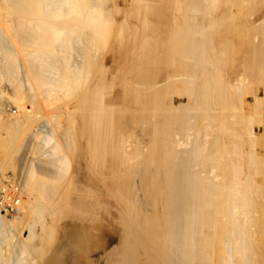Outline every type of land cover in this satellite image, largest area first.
I'll return each mask as SVG.
<instances>
[{
  "label": "bare ground",
  "instance_id": "obj_1",
  "mask_svg": "<svg viewBox=\"0 0 264 264\" xmlns=\"http://www.w3.org/2000/svg\"><path fill=\"white\" fill-rule=\"evenodd\" d=\"M6 2L3 264H264V0Z\"/></svg>",
  "mask_w": 264,
  "mask_h": 264
},
{
  "label": "rangeland",
  "instance_id": "obj_2",
  "mask_svg": "<svg viewBox=\"0 0 264 264\" xmlns=\"http://www.w3.org/2000/svg\"><path fill=\"white\" fill-rule=\"evenodd\" d=\"M5 1V2H4ZM7 0H0V10L2 11H0V23L2 24H0V28H2V32H1V34L4 32V30H6V26L4 27V24H10V26L12 27L13 25H11V21H9V20H12L13 21V17H12V15H10V13L8 14V11L6 10V7H7V2H6ZM4 3V4H3ZM5 4H7L6 6H5ZM4 6V7H3ZM10 18H12V19H10ZM9 19V20H8ZM7 20V21H6ZM4 22V23H3ZM12 23H14V21L12 22ZM1 30V29H0ZM235 47H234V49L236 48V46H238L236 43H235V45H234ZM230 59H231V57H230ZM234 59V58H233ZM231 61H233V60H231ZM230 62V61H229ZM111 64H109V66H110ZM250 71H252V69H249ZM249 70H245V76H247L246 78L248 79V82H249V92H246V94L243 96V102H245V103H243V104H245V105H243V111H245L246 113L247 112H250V113H253L252 114V117L253 118H251L253 121H250V123H251V131L255 134V135H261V134H263L262 136H264V106H263V104H264V102L263 103H261L262 102V100H261V102H259V104H254L253 103V100H252V97H253V94H251V90L252 89H255V88H259L260 90H263L264 91V82H263V80L262 79H264L263 77H264V73H262L263 75H262V79H261V83L262 84H260V82H256V79H255V73H251ZM249 74H253V76L252 75H249ZM252 77L254 78V79H252ZM251 79V80H250ZM250 83H252V84H250ZM256 83V85H254ZM259 83V84H258ZM252 85H254V87L252 86ZM258 85H261L260 87L258 86ZM262 85H263V87H262ZM3 86V87H2ZM252 87V88H251ZM3 91V93H2V91ZM7 90V91H6ZM5 91H6V93H5ZM263 91H259L258 92V94H259V96L260 97H262V95H263ZM0 93L2 94H0V98H1V100H0V110H1V108H2V110L0 111V120H1V118L3 117L4 119H6V118H8V115L11 113V108H10V105L9 104H11V91H10V89H9V87H6L5 86V83L3 82V81H1V83H0ZM5 93V94H4ZM252 95V97H251V95ZM7 94V95H6ZM5 97H4V96ZM248 95V96H247ZM2 96V97H1ZM8 97V98H7ZM5 100V101H4ZM7 101V102H6ZM250 102V103H249ZM5 103H8V105L7 104H5ZM246 103H248V104H246ZM254 105V106H252V105ZM3 105V106H2ZM249 105V106H248ZM257 105V106H256ZM259 105V106H258ZM2 106V107H1ZM5 106H6V109H5ZM9 106V107H8ZM260 106L262 107L261 109H262V117H261V115H259V112H260ZM255 107V108H254ZM9 109V110H8ZM251 109H253V110H251ZM256 109V110H255ZM259 109V110H258ZM5 110V111H4ZM13 111V110H12ZM256 112V113H255ZM258 112V113H257ZM2 113V114H1ZM4 113V114H3ZM50 114H54V117L52 116V118H50V120L52 121V122H56L57 124L59 123H61V124H64V126H62V125H59L60 126V128L61 129H63L64 127H66V126H68V123H67V120H66V117L63 115V113H61L58 109H53V111L50 113ZM56 114V115H55ZM58 115V117H56ZM61 115V116H60ZM254 116H256V117H254ZM260 116V117H259ZM60 117H62V119L60 118ZM54 118V119H53ZM58 118V119H57ZM64 119V120H63ZM250 119V120H251ZM60 120V121H59ZM59 121V122H58ZM63 122H65V123H63ZM254 124V125H253ZM70 131H72V130H70ZM0 132L1 133H4L3 132V130H0ZM68 134H71V133H68ZM146 135H148V134H139L138 136H139V138L140 139H138L142 144H141V146L143 145V144H145L146 145V140L145 139H147V138H149V136H146ZM146 136V137H145ZM261 137V136H260ZM142 138H144V139H142ZM262 138H264V137H262ZM144 140V141H142V140ZM147 140H149V139H147ZM146 141V142H145ZM145 142V143H144ZM144 146V145H143ZM30 155V156H29ZM28 155V157H27V160H32L34 157L36 158L37 157V154L35 153V154H29ZM33 155V156H32ZM68 157H70L69 159H70V161H71V158H72V164H74V157H75V154H74V149L73 150H70V151H68ZM29 157H31V158H29ZM35 159H33V161H34ZM86 163V162H85ZM87 166V165H86ZM83 170H85V171H83ZM83 171V174L84 175H87V172L88 171H90V173H95V172H97V170L95 169V168H93L90 164H88V167H86V169L85 168H83V169H81V172ZM81 172L79 173L78 171L76 172V174H75V176L73 177V179H72V181L73 182H75V184H76V187L74 188V190L72 191V193H71V197H70V200H71V206H73L74 208H80L84 213H89V211H87L85 208H84V205H83V201H84V199L86 200V199H90L89 198V194H90V191H93L92 190V187L90 188V186H88L87 185V183H85L86 182V179H85V177H83L84 175H82L81 174ZM86 173V174H85ZM82 175V176H81ZM83 177V178H82ZM61 179V180H60ZM59 180L60 181H65V184H63L62 182H61V184L63 185L62 187H61V189L59 188L60 186H61V184H60V181L58 180V183H56V184H58V185H56V184H54L53 185V187H58L59 185V187H58V189H60V190H58L59 192L61 191V190H63V187L65 188V185H67V179L65 180L64 178H60ZM83 179H85V180H83ZM71 181V182H72ZM90 189V190H89ZM80 229V228H79ZM78 233V231H76V234ZM2 232H1V230H0V236H2ZM13 234H14V236L17 238V239H19L20 237H19V233H17V232H13ZM84 233L83 232H80V234H78L77 236H78V238L79 239H81L84 235H83ZM26 234H25V232H22V237L23 236H25ZM118 235V236H117ZM5 237V235L3 234V236H2V238H4ZM112 237H115V238H117V239H119V234L117 233H115V235L114 236H112ZM2 238H0V239H2ZM115 238H113V240L111 241L112 242V246H114V245H116L117 243H118V240L117 239H115ZM115 239V240H114ZM116 240H117V242H116ZM1 241V240H0ZM111 242H110V244H111ZM113 242H115V243H113ZM0 245L1 246H4V243H0ZM3 260L1 259L0 260V264H3Z\"/></svg>",
  "mask_w": 264,
  "mask_h": 264
}]
</instances>
